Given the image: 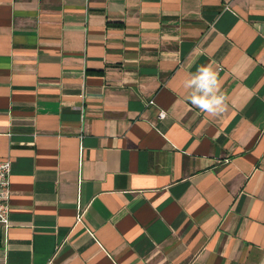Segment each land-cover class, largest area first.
Masks as SVG:
<instances>
[{"label": "crops", "instance_id": "crops-1", "mask_svg": "<svg viewBox=\"0 0 264 264\" xmlns=\"http://www.w3.org/2000/svg\"><path fill=\"white\" fill-rule=\"evenodd\" d=\"M8 156L0 264H264V0H0Z\"/></svg>", "mask_w": 264, "mask_h": 264}, {"label": "clouds", "instance_id": "clouds-1", "mask_svg": "<svg viewBox=\"0 0 264 264\" xmlns=\"http://www.w3.org/2000/svg\"><path fill=\"white\" fill-rule=\"evenodd\" d=\"M187 99L201 112L213 117L222 115L228 107L227 96L222 91L218 73L211 65L200 67L185 81Z\"/></svg>", "mask_w": 264, "mask_h": 264}, {"label": "built area", "instance_id": "built-area-1", "mask_svg": "<svg viewBox=\"0 0 264 264\" xmlns=\"http://www.w3.org/2000/svg\"><path fill=\"white\" fill-rule=\"evenodd\" d=\"M165 115L166 112L161 110L159 116L163 118ZM11 173L12 158L8 156L0 160V229L3 232H6L12 223L10 219Z\"/></svg>", "mask_w": 264, "mask_h": 264}, {"label": "trees", "instance_id": "trees-1", "mask_svg": "<svg viewBox=\"0 0 264 264\" xmlns=\"http://www.w3.org/2000/svg\"><path fill=\"white\" fill-rule=\"evenodd\" d=\"M0 238H1V229H0Z\"/></svg>", "mask_w": 264, "mask_h": 264}]
</instances>
